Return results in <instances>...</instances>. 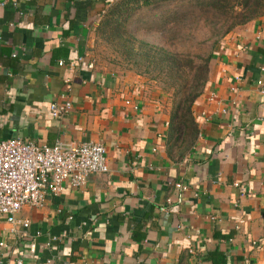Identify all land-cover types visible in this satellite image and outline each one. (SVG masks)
<instances>
[{
	"label": "crops",
	"instance_id": "obj_1",
	"mask_svg": "<svg viewBox=\"0 0 264 264\" xmlns=\"http://www.w3.org/2000/svg\"><path fill=\"white\" fill-rule=\"evenodd\" d=\"M2 1L0 139L102 143L108 171L22 207L27 227L0 214V264H264V13L214 44L178 131L169 93L96 64L112 0Z\"/></svg>",
	"mask_w": 264,
	"mask_h": 264
},
{
	"label": "trees",
	"instance_id": "obj_2",
	"mask_svg": "<svg viewBox=\"0 0 264 264\" xmlns=\"http://www.w3.org/2000/svg\"><path fill=\"white\" fill-rule=\"evenodd\" d=\"M172 1H182L187 4V6L178 5L179 9L172 11L175 20L190 14L202 16L210 14L211 17H223L225 21L230 19L231 23L223 31L224 34L264 13V0H112L111 3L109 2L96 27L97 34L117 42L125 38L124 34L128 39H121V43H118L122 48L120 46L118 48L133 59L136 70L150 78L164 75L167 88L173 90L172 97L176 103L172 124L175 130L182 131L187 128L188 123H191L192 105L202 93L207 81L211 52L196 63L193 59H179L176 55L180 54L145 41H141L139 47L134 50L132 41L129 40L131 35L123 30L124 21L141 6H156V3Z\"/></svg>",
	"mask_w": 264,
	"mask_h": 264
},
{
	"label": "built area",
	"instance_id": "obj_3",
	"mask_svg": "<svg viewBox=\"0 0 264 264\" xmlns=\"http://www.w3.org/2000/svg\"><path fill=\"white\" fill-rule=\"evenodd\" d=\"M5 2L16 6L18 0H4L1 4ZM70 108L69 101L50 104L52 117H60ZM105 153L106 147L93 141L63 147L20 137L0 139V214L9 222L27 227V221L16 218L22 207H42L46 195L60 193L65 181L78 187L90 174L106 173ZM175 186L186 189L180 183Z\"/></svg>",
	"mask_w": 264,
	"mask_h": 264
},
{
	"label": "rangeland",
	"instance_id": "obj_4",
	"mask_svg": "<svg viewBox=\"0 0 264 264\" xmlns=\"http://www.w3.org/2000/svg\"><path fill=\"white\" fill-rule=\"evenodd\" d=\"M178 5L187 6L182 1L156 3V6L143 5L127 17L123 30L131 35L129 40L132 41L134 50L141 41H145L180 54L176 55L179 59H193L196 63L212 51L214 44L227 33L223 34V31L230 25L231 20L225 21L223 17H211L210 14H190L175 20L172 11L179 9ZM123 37L125 38L121 39H128L124 34ZM120 41L118 40L119 43ZM118 42L108 40L96 32L93 51L96 64L118 73H139L133 59L118 48ZM146 77L156 88L172 96L173 90L167 88L164 75Z\"/></svg>",
	"mask_w": 264,
	"mask_h": 264
}]
</instances>
